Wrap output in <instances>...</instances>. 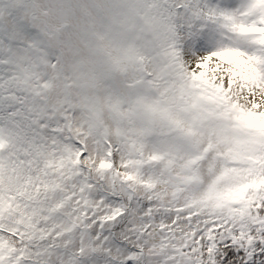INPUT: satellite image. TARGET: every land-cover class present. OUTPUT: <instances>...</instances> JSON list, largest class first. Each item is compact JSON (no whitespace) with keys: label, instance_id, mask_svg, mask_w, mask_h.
<instances>
[{"label":"snow or ice","instance_id":"1","mask_svg":"<svg viewBox=\"0 0 264 264\" xmlns=\"http://www.w3.org/2000/svg\"><path fill=\"white\" fill-rule=\"evenodd\" d=\"M0 264H264V0H0Z\"/></svg>","mask_w":264,"mask_h":264}]
</instances>
